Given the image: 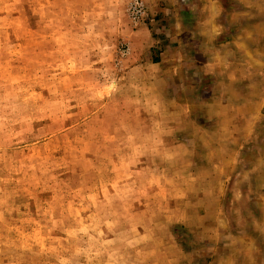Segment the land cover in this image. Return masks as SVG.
Instances as JSON below:
<instances>
[{
    "label": "rangeland",
    "instance_id": "obj_1",
    "mask_svg": "<svg viewBox=\"0 0 264 264\" xmlns=\"http://www.w3.org/2000/svg\"><path fill=\"white\" fill-rule=\"evenodd\" d=\"M156 15L144 0H0V264L176 261L157 225L167 196L140 174L159 165L140 162L161 121L140 115L136 67Z\"/></svg>",
    "mask_w": 264,
    "mask_h": 264
},
{
    "label": "crops",
    "instance_id": "obj_2",
    "mask_svg": "<svg viewBox=\"0 0 264 264\" xmlns=\"http://www.w3.org/2000/svg\"><path fill=\"white\" fill-rule=\"evenodd\" d=\"M144 1L165 22L138 30L140 115L161 121L140 174L174 264H264V0Z\"/></svg>",
    "mask_w": 264,
    "mask_h": 264
},
{
    "label": "built area",
    "instance_id": "obj_3",
    "mask_svg": "<svg viewBox=\"0 0 264 264\" xmlns=\"http://www.w3.org/2000/svg\"><path fill=\"white\" fill-rule=\"evenodd\" d=\"M144 9V8H143ZM140 13H142V10H140Z\"/></svg>",
    "mask_w": 264,
    "mask_h": 264
}]
</instances>
